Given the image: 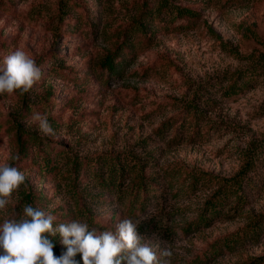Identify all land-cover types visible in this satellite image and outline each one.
<instances>
[{
    "label": "rangeland",
    "instance_id": "374dc122",
    "mask_svg": "<svg viewBox=\"0 0 264 264\" xmlns=\"http://www.w3.org/2000/svg\"><path fill=\"white\" fill-rule=\"evenodd\" d=\"M17 48L42 75L0 94V164L26 176L0 223L25 204L97 233L128 218L162 264H264V67L229 79L235 93H205L217 103L200 135L186 108L211 75L263 56L264 0H0V64ZM37 112L54 136L30 123ZM240 170L245 196L211 210Z\"/></svg>",
    "mask_w": 264,
    "mask_h": 264
},
{
    "label": "clouds",
    "instance_id": "9594fccd",
    "mask_svg": "<svg viewBox=\"0 0 264 264\" xmlns=\"http://www.w3.org/2000/svg\"><path fill=\"white\" fill-rule=\"evenodd\" d=\"M41 75L36 61L17 48L0 64V94L27 93ZM30 123H36L43 135H55L47 114L33 113ZM25 180V174L17 167L0 164V211ZM55 220L50 211L31 204H25L18 219H4L0 223V264H80L75 258L78 253L83 264H162L153 248L142 243L143 237L132 219L121 220L115 233L90 231L89 225L79 220L54 226ZM57 234L64 246L59 256L54 254L55 245L49 238ZM160 255L170 258L172 252L165 247Z\"/></svg>",
    "mask_w": 264,
    "mask_h": 264
},
{
    "label": "trees",
    "instance_id": "16d2710c",
    "mask_svg": "<svg viewBox=\"0 0 264 264\" xmlns=\"http://www.w3.org/2000/svg\"><path fill=\"white\" fill-rule=\"evenodd\" d=\"M179 11L182 10L191 11L188 7L184 6H177ZM157 8L158 11H160ZM256 67H264V54L259 59L257 63H255L254 67H245L241 69L239 72H232L228 73L225 72L224 74H214L211 75L206 81L202 82L201 85L197 88L195 91L196 95L194 96L193 100L190 101L188 106L186 107L188 112L190 113L191 117L189 120V125H193V136L194 135H200L201 129L203 127V119H205V116L207 115V112L203 109V105L206 108H212L214 104L217 103V96H205L206 92H209V94H214L215 92H221L222 95H230L232 93H235L237 91V88H239L242 84L237 83V79L233 80L228 84V80L237 75L239 78H243L245 75H248L247 81H250V79L253 77L250 73L256 72ZM249 79V80H248ZM205 86V87H204ZM211 89V90H210ZM212 89L214 91H212ZM211 91V92H210ZM190 111V112H189ZM186 118V117H185ZM172 120L165 121L162 125L166 126L167 128L173 127ZM189 126V127H190ZM166 128V127H165ZM21 138V136L19 137ZM23 143V140L20 141ZM242 173V170H240L236 175L224 178V182L220 184V187L215 191L213 196L210 197V207L213 211H218L219 213L223 212V207H225L229 202V195H233L234 192L237 193L238 197H244V192H240L239 188H242V179L240 178ZM236 183H239V185L236 187ZM27 196H30V194H26ZM140 194L137 193L135 196H139ZM154 221V220H153ZM156 221L153 222L155 224Z\"/></svg>",
    "mask_w": 264,
    "mask_h": 264
}]
</instances>
